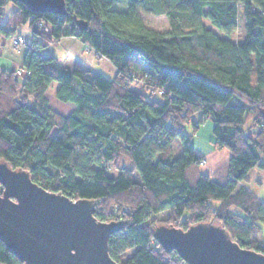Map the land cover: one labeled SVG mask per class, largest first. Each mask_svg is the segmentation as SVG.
Instances as JSON below:
<instances>
[{"label": "trees", "instance_id": "obj_1", "mask_svg": "<svg viewBox=\"0 0 264 264\" xmlns=\"http://www.w3.org/2000/svg\"><path fill=\"white\" fill-rule=\"evenodd\" d=\"M115 1L66 0L67 13L56 14L0 0V33L15 35L29 24L32 40L20 66L28 74L0 69V161L29 171L48 190L98 201V220L123 221L124 229L109 239L110 255L121 263L184 264L177 251L158 243L155 228L187 229L212 219L241 246L264 252L258 237L264 201L246 184L254 168L264 170V0H130L124 11L113 8ZM9 4L15 8L3 21ZM139 4L165 15L170 29L147 26ZM240 5L247 27L242 42L205 23L233 33ZM65 34L109 59L115 75L74 54H43ZM54 82L57 99L74 105L68 114L45 96ZM234 97L240 102L231 103ZM208 117L214 146L230 152L214 173L203 171L205 157L191 144ZM121 160L131 165L120 166ZM115 167L118 174L110 175ZM0 264L26 263L0 239Z\"/></svg>", "mask_w": 264, "mask_h": 264}, {"label": "water", "instance_id": "obj_2", "mask_svg": "<svg viewBox=\"0 0 264 264\" xmlns=\"http://www.w3.org/2000/svg\"><path fill=\"white\" fill-rule=\"evenodd\" d=\"M18 1L34 11L67 13L66 0ZM0 184V239L21 261L124 264L109 252L110 236L122 231L124 222L98 220V201L48 190L29 171L12 168L6 161H0ZM153 234L186 264H264V252L241 246L213 219L187 229L161 224Z\"/></svg>", "mask_w": 264, "mask_h": 264}, {"label": "crops", "instance_id": "obj_3", "mask_svg": "<svg viewBox=\"0 0 264 264\" xmlns=\"http://www.w3.org/2000/svg\"><path fill=\"white\" fill-rule=\"evenodd\" d=\"M16 33L23 34L25 36H30V34H25L23 32ZM31 33V30H30ZM11 38L3 33H0V69H12L18 68L24 62L27 48H16L12 44ZM88 44H86L82 39L75 34H65L58 40H53L48 43L43 49V54L46 56H55L59 59L65 58L69 54H74L82 59L89 61L90 63L100 64L104 68L108 69L111 73V76L115 75L116 67L115 65L106 57H102L100 59H95L94 54L87 51ZM53 86V87H52ZM59 86V83H53L47 90L45 96L47 97L50 106L56 111L62 114L70 113L74 105L71 102H62L57 99L55 92ZM49 92H53L54 98L51 100ZM200 117L199 114L194 116V119L198 120ZM213 142V141H212ZM191 144L195 151L205 157L208 162V167H202L203 171L206 173H214L222 169V167L227 163L230 157V152L226 148H216L213 144V148L208 150L205 153L198 152L197 148ZM255 169V168H254ZM253 169V170H254ZM252 170V171H253ZM255 180V185H260L264 183V178L260 176L258 173L254 174L251 172L250 180ZM250 180L246 182L247 186H249L252 191L256 193L258 197H260L257 192L252 188L250 184ZM243 184V183H242ZM259 239L264 243L262 235L259 234Z\"/></svg>", "mask_w": 264, "mask_h": 264}, {"label": "rangeland", "instance_id": "obj_4", "mask_svg": "<svg viewBox=\"0 0 264 264\" xmlns=\"http://www.w3.org/2000/svg\"><path fill=\"white\" fill-rule=\"evenodd\" d=\"M129 4H130V0H117L114 2L113 8L116 10L124 11L128 8ZM14 8H15L14 4H9L5 8L4 16L2 17L3 21H6L8 15L10 14V12ZM139 13H140L141 17L143 18V20L147 26L154 28L156 30H159V31H167L170 29L168 19L165 15H155V14L147 13L141 4H139ZM239 13H240V18H239L238 29L231 34L224 33L217 26L213 25L209 19H205V23L207 24L208 27L212 28L220 36L227 37V38H230L232 40H236L238 42H242L246 38V35H247L246 17L244 14V6L243 5H240ZM18 31L23 32L25 34H30L29 24L21 25L18 28ZM16 34H19V33H16ZM14 36L11 35L9 37L11 38L10 40H11L12 44L14 45V47H16V45L13 42ZM16 48H23V47H16ZM87 51L93 53L95 59H100L103 57L100 54H98L95 51V49H93V47H91L90 45H88ZM92 64H94V63H92ZM94 65H96L103 73H105L106 75L111 77V73L108 69L104 68L100 64H94ZM18 69H21V67L19 66ZM54 83H56V82H54ZM132 89H134L135 91H144L145 93H147L148 98H150V99H161V97L159 96V94L157 92L152 93L150 95V91L148 89H146L143 85L133 84ZM48 94L50 95L51 100H53V98H54L53 92H49ZM239 102H240V100L237 97H234L231 100V103H234V104L239 103ZM194 120H196V119H194ZM186 131L187 132H193L192 127L190 125H187ZM253 131H254L253 129H250V131H248V132L252 133ZM213 140H214L213 121L210 117H208L200 125V127L197 129V131L195 133H193V135L191 137V141H192L193 145L197 148L198 152L206 154V152L208 150H211L213 148V142H212ZM173 146H174V155L175 156L180 155L182 153V144H181L180 138H176L174 140ZM119 165L120 166H122V165L130 166L131 163L129 160H121ZM201 166L204 168L208 167L207 160H206L205 164L204 165L201 164ZM118 172H119V168H116V167L109 170V174L113 175V176L117 175ZM252 173H254V174L258 173L260 176H262L264 178V170L263 169L256 167L252 171ZM254 182H255V180H252V179L250 180V184L252 185V188L257 192V194L260 196V198L264 201V183L260 184V185H255ZM168 217H169L168 211L163 212V213L158 215V218L160 220H166ZM262 227H263V231L261 232V235H262V238L264 240V224H262Z\"/></svg>", "mask_w": 264, "mask_h": 264}, {"label": "built area", "instance_id": "obj_5", "mask_svg": "<svg viewBox=\"0 0 264 264\" xmlns=\"http://www.w3.org/2000/svg\"><path fill=\"white\" fill-rule=\"evenodd\" d=\"M13 42L16 45V47H23V48L24 47L27 48L28 46H30L32 44V40L28 36H25L23 34H15V36L13 38ZM17 73H18V75H26L29 73V71H27L24 68H21V69L17 70ZM205 162H206V160L203 159L201 161V164L204 165ZM184 264H186L185 261H184Z\"/></svg>", "mask_w": 264, "mask_h": 264}, {"label": "snow or ice", "instance_id": "obj_6", "mask_svg": "<svg viewBox=\"0 0 264 264\" xmlns=\"http://www.w3.org/2000/svg\"><path fill=\"white\" fill-rule=\"evenodd\" d=\"M77 251H78V249H77Z\"/></svg>", "mask_w": 264, "mask_h": 264}]
</instances>
